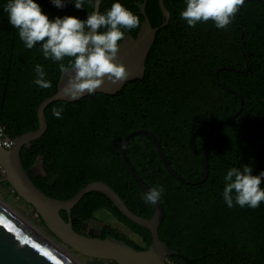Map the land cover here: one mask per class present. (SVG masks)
Segmentation results:
<instances>
[{"label": "trees", "instance_id": "16d2710c", "mask_svg": "<svg viewBox=\"0 0 264 264\" xmlns=\"http://www.w3.org/2000/svg\"><path fill=\"white\" fill-rule=\"evenodd\" d=\"M6 2L0 0V124L15 139L39 128V106L57 92L63 73L58 63L43 58L38 47L25 48L2 11ZM37 2L53 19L74 16L83 20L94 11L89 5L76 10L69 3L58 9L50 0ZM113 2L103 0L100 11ZM120 2L140 17V26L129 32L137 37L144 21L141 4L138 0ZM145 2L152 26L160 27L164 16L158 0ZM164 3L170 22L157 33L144 78L128 82L114 95L95 93L76 102L51 104L45 111V135L21 150V162L36 186L52 198L68 200L87 184L103 182L132 212L150 219L155 207L144 203V191L121 157L124 138L139 129L153 132L173 172L198 183L204 175L206 135L239 112L241 98V114L211 135L209 176L203 184L191 186L174 178L149 135L131 138L126 157L149 189L165 187L161 199L165 218L159 235L178 252L168 259L169 264H264V202L257 209L229 208L221 195L228 168L249 165L253 175L264 172V0H245L226 30L216 29L211 21L189 27L179 18L184 0ZM36 64L43 66L50 88L33 83ZM60 107L64 111L56 118L53 109ZM39 163L42 169L37 174ZM100 210L135 232L145 246L110 225H105L102 238L112 236L137 250L151 245V233L129 221L98 192L85 195L73 208L74 230L81 232ZM61 215L68 220L66 212Z\"/></svg>", "mask_w": 264, "mask_h": 264}, {"label": "water", "instance_id": "95a60500", "mask_svg": "<svg viewBox=\"0 0 264 264\" xmlns=\"http://www.w3.org/2000/svg\"><path fill=\"white\" fill-rule=\"evenodd\" d=\"M160 9L164 16V22L160 27L154 28L146 13V2L140 6L144 21L141 25L137 37L130 33L126 34V39L121 42L118 53V63H122L130 73L129 78L120 84H113L105 80V84L96 93L114 95L121 91L130 81L142 80L146 71V61L151 51L157 33L168 25L171 14L165 6L164 0H158ZM100 6L94 10L100 11ZM244 35L241 33V41ZM244 49V44L242 43ZM245 51V49H244ZM74 73H63L58 85L57 92L41 103L38 109L39 128L28 132L14 139V146L11 150L0 149V164L5 169L7 181L14 192L27 204L31 205L41 221L53 236L62 242L66 247L92 259L111 260L116 264H169L168 259L177 256L178 252L161 240L159 229L165 218V211L162 202L154 204L155 210L152 218L147 219L132 212L116 191L103 182H91L81 189L74 197L68 200H58L46 195L33 182L31 176L24 168L20 153L21 150L34 141L42 138L47 129L48 121L46 109L55 102H76L66 97L63 88L67 84L68 76ZM221 86H224L221 84ZM235 95L238 92L231 88H226ZM241 108L236 115L229 120L217 124L206 135L202 146V159L204 165V175L201 181L193 183L177 175L167 163L165 154L159 140L153 132L147 129H139L127 135L121 146V157L132 174L136 182L140 185L144 193L149 191L135 169L128 162L126 157V146L128 141L138 134L149 135L154 141L161 161L166 170L177 180L191 186L203 184L209 176L208 146L211 135L216 129L221 128L228 121L239 116L243 111V100ZM91 192H98L106 195L120 213L137 226L148 230L152 235V243L145 250H137L124 241L112 236L102 238L101 234L89 236L84 231L76 232L72 222V210L80 203L85 195ZM61 211L68 214L65 220ZM0 264H78L63 251L57 248L49 240L25 223L17 215L0 203Z\"/></svg>", "mask_w": 264, "mask_h": 264}, {"label": "clouds", "instance_id": "9594fccd", "mask_svg": "<svg viewBox=\"0 0 264 264\" xmlns=\"http://www.w3.org/2000/svg\"><path fill=\"white\" fill-rule=\"evenodd\" d=\"M58 9L69 3L76 10L86 9V5L98 8L103 0H50ZM143 4V0H138ZM185 8L179 18L187 26L195 28L198 23L211 21L216 29L226 30L240 12L245 0H184ZM2 11L10 25L17 30L25 48L39 49L45 60L58 63L61 73L68 76L63 88L66 97L78 100L94 95L105 80L113 84L126 81L130 73L122 63H118L121 41L126 34L140 26L141 20L120 0H115L106 11L88 12L86 19L74 16H57L54 19L44 13L37 0H7ZM67 58V64L64 63ZM33 83L48 89L51 81L41 64H36ZM63 107L54 108L53 116L61 118ZM222 198L229 208L257 209L264 202V172L253 175L249 165L230 167L223 176ZM165 187L156 185L143 194L146 205L161 201Z\"/></svg>", "mask_w": 264, "mask_h": 264}, {"label": "rangeland", "instance_id": "374dc122", "mask_svg": "<svg viewBox=\"0 0 264 264\" xmlns=\"http://www.w3.org/2000/svg\"><path fill=\"white\" fill-rule=\"evenodd\" d=\"M42 165L39 163L37 165V171L41 173ZM0 202L6 204L12 211H14L17 215L28 220L34 227L40 230L44 235L51 237L56 243H58L61 247H64L68 252L76 258L82 264H116L111 260H100V259H92L86 257L82 254L77 253L76 251L67 248L62 242L56 239L52 233L47 229L44 223L41 221L40 217L34 210V208L27 204L22 198H20L11 186L6 185L4 182H0ZM94 220L88 221V224L93 229H100L104 225H110L123 234L127 235L133 242L137 245L144 247L142 239L133 232L126 225L118 221L113 215L105 210H100L96 213Z\"/></svg>", "mask_w": 264, "mask_h": 264}, {"label": "built area", "instance_id": "2783aa9c", "mask_svg": "<svg viewBox=\"0 0 264 264\" xmlns=\"http://www.w3.org/2000/svg\"><path fill=\"white\" fill-rule=\"evenodd\" d=\"M14 146V139L10 137L5 127L0 124V149L11 150ZM7 181V174L5 169L0 164V182Z\"/></svg>", "mask_w": 264, "mask_h": 264}, {"label": "bare ground", "instance_id": "6f19581e", "mask_svg": "<svg viewBox=\"0 0 264 264\" xmlns=\"http://www.w3.org/2000/svg\"><path fill=\"white\" fill-rule=\"evenodd\" d=\"M2 205H4L6 208H8L11 212H13L15 215H17L14 211H12L6 204L0 202ZM20 219H22L25 223H27L29 226H31L34 230H36L38 233H40L43 237H45L47 240H49L52 244H54L57 248H59L61 251H63L66 255H68L70 258H72L75 262L78 264H82L79 262L76 258H74L68 250H66L64 247H61L58 243H56L51 237L44 235L40 230H38L36 227H34L28 220L25 218L17 215ZM68 248V247H67Z\"/></svg>", "mask_w": 264, "mask_h": 264}, {"label": "flooded vegetation", "instance_id": "af4514ba", "mask_svg": "<svg viewBox=\"0 0 264 264\" xmlns=\"http://www.w3.org/2000/svg\"><path fill=\"white\" fill-rule=\"evenodd\" d=\"M35 173L39 174V172L37 171V167L35 168ZM82 231L87 233V235H89V236L97 235V234H101L103 236L104 235V231H105V225L102 228H100V229H93V228L90 227V225L88 224V221H87L84 224V226L82 227L81 232Z\"/></svg>", "mask_w": 264, "mask_h": 264}]
</instances>
